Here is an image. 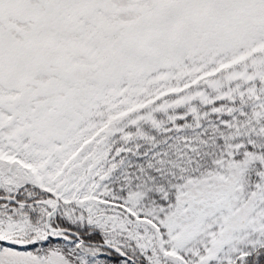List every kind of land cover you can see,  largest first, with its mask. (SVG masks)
Segmentation results:
<instances>
[{
    "label": "snow or ice",
    "instance_id": "1",
    "mask_svg": "<svg viewBox=\"0 0 264 264\" xmlns=\"http://www.w3.org/2000/svg\"><path fill=\"white\" fill-rule=\"evenodd\" d=\"M0 264H264V0H0Z\"/></svg>",
    "mask_w": 264,
    "mask_h": 264
}]
</instances>
